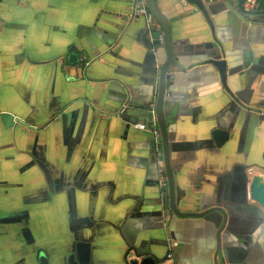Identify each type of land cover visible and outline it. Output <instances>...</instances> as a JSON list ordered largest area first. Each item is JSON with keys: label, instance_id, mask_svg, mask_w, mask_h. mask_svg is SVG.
<instances>
[{"label": "crops", "instance_id": "1", "mask_svg": "<svg viewBox=\"0 0 264 264\" xmlns=\"http://www.w3.org/2000/svg\"><path fill=\"white\" fill-rule=\"evenodd\" d=\"M257 2L251 21L238 0L209 4L211 30L182 0H157L174 53L164 115L177 209L225 210L217 264H264V210L249 199L252 178L264 181V0ZM131 5L0 0V193L9 195L0 198V250L15 258L42 251L45 264H68L80 235L90 264H214L222 218L169 213L151 132L126 129L131 117L141 121L133 107L155 102L166 58L163 49L149 52ZM212 58L227 63L228 91ZM63 114L66 127L72 122L68 140ZM218 128L229 133L222 147L212 141ZM37 161L60 193H48Z\"/></svg>", "mask_w": 264, "mask_h": 264}, {"label": "water", "instance_id": "2", "mask_svg": "<svg viewBox=\"0 0 264 264\" xmlns=\"http://www.w3.org/2000/svg\"><path fill=\"white\" fill-rule=\"evenodd\" d=\"M186 5H190L193 7L197 12H199L203 18L205 19L206 23L212 30V22L211 16L208 11L209 4L215 2H210L209 0H182ZM149 11L152 14L154 21H156L162 28L161 31H155L156 29L148 30L145 26V37H147L150 41L149 52L152 47H154L155 52L151 54L156 57L157 50L163 49L165 53V60L162 65L157 66L158 70V89H157V97L155 102L148 107H133L134 109L140 110L142 112V117L140 118V122L135 121L134 117L128 122L126 129L129 127H133L134 124H148V132H151V128L149 127V123L153 117H155L157 123V129L159 133V137L162 141V150L160 153L156 151L155 147L153 146V135L151 134L152 139V147H153V154L156 159V168H157V185L163 190L165 202L168 205L169 213L174 215L177 218L181 219H201L208 217L210 214L215 213L222 218V223L220 227L217 229L216 236H215V251L213 253L212 262L217 264V259L223 256V248H226L224 245L221 244V233L223 232L225 225H226V212L221 207H213L210 209H205L199 213H181L177 209V202L178 199L176 197L177 191L175 188L174 183V172L171 167L170 162V135H169V127L166 123V118L164 115V102H165V94H166V85L169 81L171 75L168 73L169 69L172 67L174 62V53L172 50L173 43L171 42V36L169 27L166 23L164 17L160 14L157 9V0H150L149 2ZM247 20L251 21L250 16ZM153 31V32H152ZM162 36L164 39V45H158V38ZM153 40V42H151ZM73 58V57H71ZM264 61V57L259 59V63ZM207 63L214 68L216 74L220 80L221 86L225 91H228L227 87V79L231 77L232 74L228 71L227 63L224 59L219 58H212ZM236 99V98H234ZM73 117V115H71ZM62 119V127H64V131L62 132V136L65 140H68V137L71 132L72 122L68 123V127H66V115H61ZM147 131V130H146ZM229 133L222 129H215L212 132V141L214 142L216 147H222L228 141ZM37 167L42 172L45 183L48 187V193L50 195H54L55 193H60L59 188L54 186V182L51 177V173L47 166L41 162H36ZM81 187V185H78ZM249 199L258 205L261 209L264 210V181L262 178L254 176L249 185ZM0 215L3 216V212H0ZM3 222V218L0 219V225ZM14 224V223H13ZM8 225V224H7ZM20 236L25 241L27 245H31L32 235L27 227L19 228ZM74 250L70 255L67 257L68 264H90L91 263V248L90 244L84 240L82 236L75 235L74 238ZM39 264H45V260L42 258V252L37 254ZM130 264H161L157 262L152 257H143L141 259H132Z\"/></svg>", "mask_w": 264, "mask_h": 264}, {"label": "built area", "instance_id": "3", "mask_svg": "<svg viewBox=\"0 0 264 264\" xmlns=\"http://www.w3.org/2000/svg\"><path fill=\"white\" fill-rule=\"evenodd\" d=\"M210 2L212 1H217V0H209ZM219 1H229V0H219ZM240 2L241 8L243 12L247 16L253 15L256 10L258 9V2L257 0H238ZM149 2L150 0H132V5H131V15L133 18H142L145 22V26L148 30H151L154 28V18L152 14L149 11ZM155 29V28H154ZM158 45L163 46L164 45V39L162 36L158 38ZM153 42V40H151ZM150 52L153 54L155 52L154 47L150 49ZM149 123V127L151 128V132L153 135V146L155 147L156 151L159 153V149L157 148L158 144V139H159V133L157 129V123L155 120V117L152 118V120ZM134 129L139 130V131H146L148 130V124H134L133 125Z\"/></svg>", "mask_w": 264, "mask_h": 264}, {"label": "rangeland", "instance_id": "4", "mask_svg": "<svg viewBox=\"0 0 264 264\" xmlns=\"http://www.w3.org/2000/svg\"><path fill=\"white\" fill-rule=\"evenodd\" d=\"M4 197H7L9 198V195L7 193V189L3 190L2 193H0V198H4ZM0 204H1V201H0ZM0 248H1V245H0ZM42 252V251H41ZM37 254L36 253V256H22L20 257V259L18 258H15L14 255L11 256V253L8 251H1L0 250V264H14L13 262H21L20 264H39V260H38V257H37ZM25 255V254H23ZM44 253L42 252V258L44 259ZM35 257V258H33Z\"/></svg>", "mask_w": 264, "mask_h": 264}, {"label": "flooded vegetation", "instance_id": "5", "mask_svg": "<svg viewBox=\"0 0 264 264\" xmlns=\"http://www.w3.org/2000/svg\"><path fill=\"white\" fill-rule=\"evenodd\" d=\"M157 148L159 149V153H160L161 150H162V141H161V138H160V137H159V139H158Z\"/></svg>", "mask_w": 264, "mask_h": 264}]
</instances>
